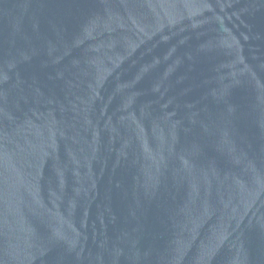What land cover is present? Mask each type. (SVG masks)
<instances>
[{"label": "water", "instance_id": "water-1", "mask_svg": "<svg viewBox=\"0 0 264 264\" xmlns=\"http://www.w3.org/2000/svg\"><path fill=\"white\" fill-rule=\"evenodd\" d=\"M0 264H264V0H0Z\"/></svg>", "mask_w": 264, "mask_h": 264}]
</instances>
